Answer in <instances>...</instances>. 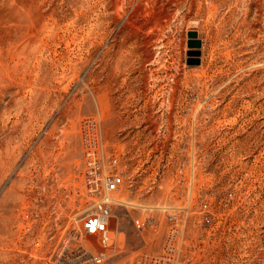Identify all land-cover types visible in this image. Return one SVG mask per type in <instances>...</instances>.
<instances>
[{"label":"rangeland","instance_id":"obj_1","mask_svg":"<svg viewBox=\"0 0 264 264\" xmlns=\"http://www.w3.org/2000/svg\"><path fill=\"white\" fill-rule=\"evenodd\" d=\"M162 255L264 264V0H0V264Z\"/></svg>","mask_w":264,"mask_h":264},{"label":"built area","instance_id":"obj_2","mask_svg":"<svg viewBox=\"0 0 264 264\" xmlns=\"http://www.w3.org/2000/svg\"><path fill=\"white\" fill-rule=\"evenodd\" d=\"M113 163H116V159L112 160ZM88 169V182H89V191L90 193L98 198L94 207V212L85 217L83 226L87 234L96 235L99 234L103 241H107L109 236L107 234L108 225L110 217L112 214V206L119 202L114 197V192L122 184V174L119 173L116 169H111L109 171L104 170L97 157L96 152H91L90 158L87 162ZM206 207V205H204ZM169 221L173 224L174 217L169 216ZM150 220H134V224L138 230H144L149 224ZM173 232V228H172ZM170 250V247L167 248ZM97 262L101 261L100 256L94 257ZM167 256H156L147 260V264H167ZM46 264H51L46 262Z\"/></svg>","mask_w":264,"mask_h":264}]
</instances>
